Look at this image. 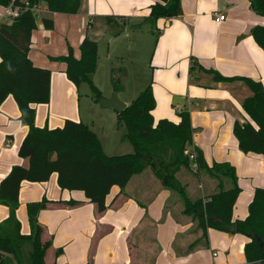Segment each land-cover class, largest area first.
Here are the masks:
<instances>
[{"label": "crops", "instance_id": "0c3cea01", "mask_svg": "<svg viewBox=\"0 0 264 264\" xmlns=\"http://www.w3.org/2000/svg\"><path fill=\"white\" fill-rule=\"evenodd\" d=\"M155 2L81 0L79 11L74 15L48 10L37 19L29 58L35 66L51 71L50 107L57 101L63 110L55 119L51 111L46 126L56 128L67 119L74 120L67 108H71L75 87L67 78L66 65L57 64L52 58L68 55L69 44L79 59L85 38L95 40L99 49L107 42L108 60L115 43L128 48L125 57L131 56L136 66L140 65L138 76L129 86H133L135 93L152 86L155 123L167 119L178 124L181 114L188 113L194 129L190 151L201 150L208 165L227 162L235 167L241 193L233 218L243 220L249 214L255 190L264 188L263 156L242 152L233 133L236 122H246L242 104L252 96V91L242 80L218 82L214 72L226 78H250L264 86V50L251 34L254 27L264 25V18L253 12L249 0H182L180 16L151 24L146 19ZM42 6L47 8L45 4ZM5 8L0 6V24L9 21ZM221 16L225 20L219 23L216 19ZM109 17L118 20L110 22ZM44 18L52 19L53 29L59 33L46 29ZM87 19L90 31L85 29ZM99 69L100 64L93 75L96 84ZM46 105L32 106L38 127H42ZM99 106L111 109L101 103ZM87 125L102 137L99 126L94 122ZM27 133L28 126L19 107L13 96H9L0 107V183L14 166H29L28 159L18 156V146ZM124 136L121 144L127 142ZM101 143L103 146L102 140ZM179 178L192 198L216 192L215 181L203 174L196 177L183 170ZM43 198L49 204L39 214V223L44 229L42 241H52L45 264H140L145 259L148 264H247L244 247L248 239L243 235L209 229L207 246L200 244L202 247L196 248L194 243L201 236L200 231L182 215L181 199L163 189L152 168L133 177L124 192L114 188L105 212L89 203L82 192L62 191L56 174L45 183L23 182L17 211L22 223V210H27V204ZM71 202L77 204L71 205ZM158 202L160 206L153 210ZM147 208L152 209L150 217ZM9 214V209L0 205V222ZM26 218L22 226L24 234L30 232ZM214 249L222 253L216 259L210 256L211 252L216 254Z\"/></svg>", "mask_w": 264, "mask_h": 264}, {"label": "trees", "instance_id": "16d2710c", "mask_svg": "<svg viewBox=\"0 0 264 264\" xmlns=\"http://www.w3.org/2000/svg\"><path fill=\"white\" fill-rule=\"evenodd\" d=\"M31 5L45 4L56 14L74 15L81 0H28ZM253 12L264 18V0H249ZM19 0H0V6ZM182 0H156L146 19L155 24L159 19H172L182 14ZM110 22L117 18L109 17ZM46 29L54 28L52 19L44 18ZM37 28V19L31 11L22 10L18 17L0 24V107L13 96L28 133L18 146V156L29 160V166L16 165L0 183V205L10 210L9 217L0 222V264H45L52 241L43 242L44 229L39 214L47 209L49 200L43 198L27 204L30 232H22L17 218L23 182L45 183L56 174L62 191L82 192L100 212L109 208L108 197L114 188L124 192L131 179L152 168L163 189L178 195L183 203L182 215L191 222L201 236L194 245L207 246L208 230L243 235L248 241L244 247L247 264H264V188L255 190L249 205V214L243 220H234L233 211L241 193L237 171L227 162L208 165L201 150H195L196 161L190 159L194 129L188 113L181 114V122L167 119L155 123L153 111L156 101L152 86L118 113V121L125 127V140L133 152L120 156L107 155L98 135L82 121L65 120L60 127H38L35 124L36 104H48L51 96V71L34 65L29 58L31 37ZM256 44L264 50V25L251 31ZM77 59L72 49L69 54L52 58L66 65L68 80L76 88L82 83L90 86L92 97L100 102L101 91L93 82L97 70L98 44L85 38ZM213 72V71H212ZM115 92L123 90L125 68L112 70ZM218 82L242 80L252 91L242 104L245 123L236 122L233 133L239 149L264 158V86L250 78H226L214 72ZM196 165L194 170L192 167ZM186 170L196 177L203 174L216 183V192L192 198L181 182L180 172ZM71 202V205H76Z\"/></svg>", "mask_w": 264, "mask_h": 264}, {"label": "rangeland", "instance_id": "374dc122", "mask_svg": "<svg viewBox=\"0 0 264 264\" xmlns=\"http://www.w3.org/2000/svg\"><path fill=\"white\" fill-rule=\"evenodd\" d=\"M89 21L90 20L87 19V23L85 26V29H87V31L88 30L90 31ZM52 31L59 33L56 28L52 29ZM64 38H66V36H64ZM155 39H156L155 40V44H156L157 38L155 37ZM132 42H133L132 46L134 47V39ZM102 44L100 46V49L98 46L97 66L98 64H100V69L96 76V82L98 85L94 81L93 82L95 86L101 91L103 99H109V98L111 99L114 96V94H117V97L129 106L140 95V93H135L133 86L132 87L129 86V84L134 82L135 78L138 76L140 72V65L136 66V62L135 60H132L131 56L126 55L127 57H125V52L128 48L124 49L118 46L117 43H115L114 45L112 57L110 58V60H108L107 59L108 57L107 42L104 46ZM68 46L69 44H67V49H70L71 47H68ZM152 49H153V45H152ZM152 49H151V52H152ZM125 66L128 69V73L126 74V77L123 80V88L125 85V90H121L118 93H115L113 91L114 89L112 85V73L111 72L113 69H119V68L126 69ZM72 85L75 87L74 84ZM92 96L93 95L90 90V86L87 83H82L79 86V88L75 87L73 99H71V108L70 109L67 108L68 114H72V116L74 117V120H79V121L82 120V122L85 124H91L92 122H94L96 126H99L101 128L100 134L102 135V137L99 139L100 141L102 140L104 144L102 147L104 148L103 150L105 153L109 152L110 155L115 154L114 156H120L123 154L132 153L133 147L128 142L121 144V138L125 134V127L124 125L119 123L117 111L113 110L112 108L109 110L101 109L99 106L100 102H96ZM50 103H51V96H50V102L46 105V108H44L42 112L41 123H40L42 127L46 126L48 115L49 113H51V111H52V115L54 119L59 117L61 115V111H63L62 107L58 104L57 101H54V105L52 107H50ZM31 185H36V184H31ZM156 203L153 205V210L157 208L158 206H160L159 202L158 204ZM22 211H23L24 223H22L21 219H19L18 217L19 210L17 212V218L21 222V226L25 224V221L27 219L26 218L27 210H22ZM146 213H148V216L150 217V214H152V209L147 208ZM163 224H165V222ZM214 252L216 253L215 255H213L212 252L210 253V256L212 259L214 258L216 259L222 254L220 250H217V249H214ZM205 257L206 259L209 258L206 252H205ZM145 260H140V264H148ZM156 261L157 263H159V257H157ZM8 264L10 263L8 262Z\"/></svg>", "mask_w": 264, "mask_h": 264}, {"label": "built area", "instance_id": "2783aa9c", "mask_svg": "<svg viewBox=\"0 0 264 264\" xmlns=\"http://www.w3.org/2000/svg\"><path fill=\"white\" fill-rule=\"evenodd\" d=\"M20 4L11 3L9 6L5 8V15L8 20L14 19L19 16L22 10H29L32 12L36 19H41L46 13H48V8H44L42 4L31 5L28 0H19ZM225 20V17L221 16L216 19L217 22H222ZM190 159L191 161H196L195 152H191ZM196 169V165H194V170Z\"/></svg>", "mask_w": 264, "mask_h": 264}, {"label": "water", "instance_id": "95a60500", "mask_svg": "<svg viewBox=\"0 0 264 264\" xmlns=\"http://www.w3.org/2000/svg\"><path fill=\"white\" fill-rule=\"evenodd\" d=\"M100 103L105 108L115 109L118 113H121L127 108V105L121 102L116 95H114L110 100L102 99Z\"/></svg>", "mask_w": 264, "mask_h": 264}]
</instances>
